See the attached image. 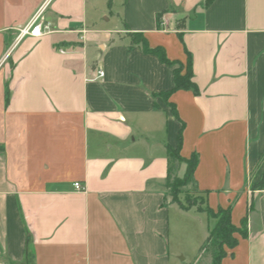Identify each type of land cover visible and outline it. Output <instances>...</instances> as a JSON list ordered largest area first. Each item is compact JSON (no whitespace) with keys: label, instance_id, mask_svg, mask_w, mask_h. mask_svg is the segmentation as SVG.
<instances>
[{"label":"crops","instance_id":"obj_1","mask_svg":"<svg viewBox=\"0 0 264 264\" xmlns=\"http://www.w3.org/2000/svg\"><path fill=\"white\" fill-rule=\"evenodd\" d=\"M87 1L52 0V31L14 44L42 0H0L1 264H199L203 212L166 195L180 121L207 205L246 215L219 264H264V0H117L113 29L88 25ZM129 32L189 52L197 90L167 98L179 119L159 95L173 68Z\"/></svg>","mask_w":264,"mask_h":264},{"label":"trees","instance_id":"obj_2","mask_svg":"<svg viewBox=\"0 0 264 264\" xmlns=\"http://www.w3.org/2000/svg\"><path fill=\"white\" fill-rule=\"evenodd\" d=\"M212 0H204L203 4L207 5ZM157 19L160 17V13L156 15ZM159 25V24H158ZM129 45L139 46L141 50L145 53L154 54L158 59L166 64L171 66L172 69V86L159 93V95L164 99L167 106L170 107L173 115L178 118L174 104L167 101L168 96L175 90L178 89H191L193 92H196V84L192 78V68H191V57L189 52H186V64L184 66L178 60H170L165 55V51L161 46L150 47L146 41V38L141 32H129ZM155 107H158L155 104ZM179 119V118H178ZM183 123L180 121V127L176 136V144L174 146L167 144L166 145V156H167V175H166V195L169 197L171 203H175L179 208L183 210H189L194 207V203L190 202L188 204H183L178 198V194L183 191V188L190 185L192 191L198 198L206 205L205 209L197 207L198 212H205L208 218L207 229L208 234L206 236L207 241L213 240L216 242V247L213 251V256L211 264H219L221 258L225 255L223 245L231 248L233 247L237 240L233 236L234 232H239L241 235L246 233V215L243 216L240 220V226L236 227L231 223L230 220V211L231 204L226 208L218 207L216 211H213L206 203V194L207 191H199L195 186V180L193 173L197 164V154L193 152L188 158H184L180 155L181 147V129ZM184 164V170L182 175H179V168ZM253 189L264 190V168L261 174V177L258 182L254 183L252 186ZM213 221V222H211ZM215 244V243H213Z\"/></svg>","mask_w":264,"mask_h":264},{"label":"rangeland","instance_id":"obj_3","mask_svg":"<svg viewBox=\"0 0 264 264\" xmlns=\"http://www.w3.org/2000/svg\"><path fill=\"white\" fill-rule=\"evenodd\" d=\"M116 2L117 0H88L87 5H86V9H87L86 17H87L88 25L95 27V28H100V29H103V28L113 29L117 25L115 17H114L115 16L114 13L116 11V7H115ZM110 16H112L110 20H107L109 19ZM185 64H186V61L182 63L183 65L182 73L184 72ZM181 172L182 171H179L178 174L182 175ZM178 198L181 200L183 204H188L189 201L194 203L195 204L193 207L194 209H196L197 207L202 208V209L206 208V205L202 203V201L198 198V196L195 195V193L192 191V188L190 185L183 188V191L178 194ZM213 211H216V210H213ZM198 216H199L198 218H200L201 220L202 228L204 227L205 229V226H206V231L208 234L206 213L205 212L199 213ZM199 243L200 244L198 246L197 254L199 253L200 255H202L201 261L199 263V264H202L205 261L206 257L209 258L210 256H212V253L216 247V242L215 241L213 242V240H210V239L209 241H207L205 237ZM2 251L3 250H1L0 248V264L2 263L1 261L5 259V254ZM22 264H28V263L23 262Z\"/></svg>","mask_w":264,"mask_h":264},{"label":"built area","instance_id":"obj_4","mask_svg":"<svg viewBox=\"0 0 264 264\" xmlns=\"http://www.w3.org/2000/svg\"><path fill=\"white\" fill-rule=\"evenodd\" d=\"M52 0H42L37 10L30 16L28 21L17 29L14 44L19 42L22 38L27 36L39 37L41 35L50 33L52 31L51 23L45 19L44 12ZM103 70L98 68L96 77L101 78ZM74 187L78 190H83V186L79 182L73 183Z\"/></svg>","mask_w":264,"mask_h":264}]
</instances>
